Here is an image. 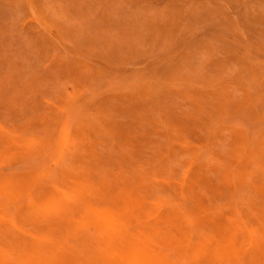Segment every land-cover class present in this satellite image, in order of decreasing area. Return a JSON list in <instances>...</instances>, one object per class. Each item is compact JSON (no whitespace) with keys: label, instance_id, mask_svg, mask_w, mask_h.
Here are the masks:
<instances>
[{"label":"rangeland","instance_id":"obj_1","mask_svg":"<svg viewBox=\"0 0 264 264\" xmlns=\"http://www.w3.org/2000/svg\"><path fill=\"white\" fill-rule=\"evenodd\" d=\"M0 207V264H264V0H0Z\"/></svg>","mask_w":264,"mask_h":264},{"label":"bare ground","instance_id":"obj_2","mask_svg":"<svg viewBox=\"0 0 264 264\" xmlns=\"http://www.w3.org/2000/svg\"><path fill=\"white\" fill-rule=\"evenodd\" d=\"M62 170V169H61ZM168 176V175H167ZM190 176V175H189ZM161 177H164V178H166L164 175L163 176H161ZM172 177V176H171ZM191 177V176H190ZM181 179H183V176H181L180 177ZM180 178H178V179H180ZM154 179V178H153ZM156 179V178H155ZM171 179V178H170ZM187 179L188 180H191V178H189V177H187ZM161 180V179H160ZM166 181H168V180H166ZM173 181V180H172ZM172 181H170V182H172ZM194 182V180H191V182ZM165 182V181H164ZM187 182V181H186ZM167 183V182H166ZM176 183H178V182H176ZM188 183V182H187ZM190 183V182H189ZM194 183H196V182H194ZM168 184H169V182H168ZM191 184V183H190ZM188 185V184H187ZM186 185V186H187ZM192 185V184H191ZM190 185V186H191ZM27 186V185H26ZM189 187V186H188ZM179 188V190H180V187H178ZM177 188V189H178ZM186 188V187H185ZM48 189V188H47ZM178 191V190H177ZM179 192V191H178ZM181 192V191H180ZM66 195V194H65ZM196 195V194H195ZM194 195V196H195ZM197 196V195H196ZM195 196V197H196ZM79 197V196H78ZM81 197V196H80ZM77 199V198H76ZM196 199V198H195ZM36 200H37V197H36ZM81 200V198H79V201ZM71 202H73V201H71ZM202 204V203H201ZM199 205V204H198ZM1 208V207H0ZM81 209H82V207H81ZM50 211V210H49ZM53 211V210H52ZM77 212V211H76ZM156 213V212H155ZM4 214H6V213H4ZM222 215V214H221ZM220 214H219V216H221ZM215 219H217V218H215ZM174 220V219H173ZM212 220V219H211ZM221 222L222 221H224V220H220ZM1 223V225H2V223L4 224V222H0ZM82 223H84V221H82ZM198 223V222H197ZM219 223V222H218ZM224 224L226 223V222H223ZM235 223V222H234ZM5 225V224H4ZM3 225V226H4ZM180 226H181V223L179 224ZM222 225V224H221ZM225 225H227V224H225ZM183 226V225H182ZM181 226V227H182ZM190 226V225H189ZM211 226V225H210ZM216 226H220L219 224H216ZM215 226V227H216ZM212 227V226H211ZM222 227V226H221ZM225 227V226H224ZM227 227V226H226ZM7 228V227H6ZM177 228H178V225H177ZM180 228V227H179ZM187 228H185L184 229V231L186 230ZM222 229H223V231H224V228L222 227ZM225 229H227V228H225ZM183 230V227H182V229H180V232H182L183 234H184V231H182ZM217 229H214V231L217 233V231L219 232V231H222V230H217ZM227 231L229 232L230 231V229H227ZM225 232V231H224ZM228 232H226V233H228ZM230 234L232 233V232H229ZM10 234V233H9ZM221 235H222V232L220 233ZM225 234V233H224ZM229 234V235H230ZM233 234V233H232ZM1 235V234H0ZM185 235H187V234H185ZM184 235V236H185ZM221 235H219V236H221ZM73 236V235H72ZM197 236V235H196ZM217 236V235H216ZM219 236H217V241H223V239H220L219 238ZM224 236V235H223ZM226 237L225 238H227V235H225ZM195 237V236H194ZM203 237V236H202ZM197 238H200L199 236L197 237ZM204 238V237H203ZM222 238V237H221ZM211 239V238H210ZM218 239H220V240H218ZM196 240V239H195ZM198 240V239H197ZM200 240V239H199ZM236 240V239H235ZM1 241H3V240H1ZM12 241H14V240H12ZM207 241V240H206ZM214 241V240H213ZM158 242H160L161 244H163L161 241H158ZM158 242H156V243H158ZM194 242V241H193ZM198 242H200V241H198ZM156 243H153L155 246L154 247H157L156 246ZM179 243V242H178ZM194 243H196V242H194ZM193 243V244H194ZM223 243V242H222ZM224 243H226V242H224ZM230 243V242H229ZM231 243H232V241H231ZM233 243H234V241H233ZM232 243V244H233ZM46 244V243H45ZM168 244V243H167ZM192 244V243H191ZM197 244H199V243H197ZM197 244H195V245H197ZM228 244V243H227ZM32 245H33V243H32ZM205 245V244H204ZM208 245H210L209 243H208ZM225 245V244H224ZM224 245H223V247H224ZM35 246V245H34ZM33 246V247H34ZM38 246H40L41 248H42V246H44V244L43 245H41V244H39ZM46 246V245H45ZM44 246V247H45ZM48 246V245H47ZM199 246V245H198ZM221 246V245H220ZM37 247V246H36ZM40 247H38V248H40ZM122 247V246H121ZM123 247H126V246H124L123 245ZM135 247V246H134ZM201 247L202 246H200L199 247V249H201ZM219 247V246H218ZM230 247H233V246H230ZM59 248V247H58ZM128 247H126V249H127ZM197 248V247H196ZM205 248V247H204ZM209 248H210V246H209ZM221 248H222V246H221ZM225 248V247H224ZM234 248H236V246L234 247ZM30 249H31V247H30ZM43 249V248H42ZM63 249V248H62ZM80 249V248H79ZM83 249V248H82ZM125 249V250H126ZM157 249V248H156ZM198 249V250H199ZM206 249H207V244H206ZM215 249H217L216 247H215ZM48 250V249H47ZM57 250V249H56ZM120 250V249H119ZM133 250V249H132ZM132 250H131V253H125V254H121V255H119V256H116L115 257V259H114V264H158L160 261V258L159 257H156V256H154L152 253H150L149 251H147V250H143V249H139V250H135V251H133L132 252ZM37 251V250H36ZM50 251H52V250H50ZM59 251V250H58ZM62 252H63V250H61ZM201 251H203V250H201ZM217 251H218V249H217ZM223 251V250H222ZM226 250H224V252H225ZM240 252L242 251V249L241 250H239ZM239 251H237V252H239ZM52 252H55V251H52ZM66 252V251H65ZM103 254V256H101V257H95V259L98 261H107V257H108V255H109V253L107 252V251H101ZM207 252V251H206ZM208 252H209V250H208ZM211 252V251H210ZM209 252V253H210ZM218 252H220V251H218ZM67 253V252H66ZM113 253H115V254H117L115 251H113ZM226 253V252H225ZM22 254V256H26L25 254L23 255V253H21ZM29 254V253H28ZM33 254V253H32ZM37 254H39V253H37ZM42 255L43 254H47V256H49L48 254L49 253H43V251H42V253H41ZM40 254V255H41ZM52 254H54V253H52ZM56 254V253H55ZM65 254V253H64ZM208 254V253H207ZM222 254V253H221ZM50 255H51V253H50ZM57 255H58V252H57ZM81 255H83V254H81ZM204 255H206L205 253H204ZM209 255V254H208ZM226 255V254H225ZM231 256H232V254H230ZM77 256V255H76ZM202 256V255H201ZM228 256H229V254H228ZM231 256H229V257H231ZM3 257H4V255H3ZM29 257H30V259L31 258H33V256H31V254L29 255ZM28 257V258H29ZM41 257H43V256H41ZM85 257V256H84ZM210 257V256H209ZM227 257V256H226ZM225 257V258H226ZM233 257V256H232ZM231 257V258H232ZM235 257V256H234ZM40 258V257H39ZM38 258V262L40 261V259ZM46 258V259H45ZM45 258H43L46 262H48V263H52V258H51V262L48 260V259H50L49 257L47 258V257H45ZM74 258V257H73ZM200 258V257H199ZM205 257L203 256V258L202 259H204ZM224 258V259H225ZM54 259V258H53ZM201 259V258H200ZM5 260V259H1V256H0V263H2L3 261ZM23 260V259H22ZM25 260H28L27 258H25ZM32 260V259H31ZM31 260H28L29 262L31 261ZM41 260H42V258H41ZM56 259H54V261H55ZM59 260V259H58ZM69 260V259H68ZM71 260V259H70ZM223 260V259H222ZM231 260H233V258L231 259ZM73 261H75V260H73ZM72 261V262H73ZM89 261V260H88ZM236 261V260H235ZM7 262V261H6ZM9 262H11V261H8V263L7 264H9ZM31 262H33V260L31 261ZM44 262V261H43ZM254 262H255V260H254ZM34 264H35V262H33ZM45 263V262H44ZM205 263V262H204ZM234 263H236V262H234ZM233 263V264H234ZM250 263V262H249ZM11 264V263H10ZM13 264V263H12ZM32 264V263H31ZM72 264V263H71ZM79 264H80V262H79ZM231 264V263H230Z\"/></svg>","mask_w":264,"mask_h":264}]
</instances>
